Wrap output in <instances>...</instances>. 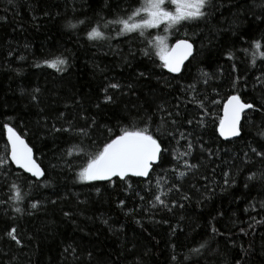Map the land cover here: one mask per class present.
<instances>
[{
	"label": "trees",
	"instance_id": "obj_1",
	"mask_svg": "<svg viewBox=\"0 0 264 264\" xmlns=\"http://www.w3.org/2000/svg\"><path fill=\"white\" fill-rule=\"evenodd\" d=\"M141 2L0 0V157L7 159L8 124L25 138L45 172L37 181L10 161L0 168V264H264V223H255L264 220V161L251 153V148L264 145L257 135L264 129V116L243 113L241 136L231 140L216 131L228 95L240 93L244 102L258 106L262 102L264 90L257 77L264 76V59L257 54L253 65L251 44L264 34V23L255 19L260 9L253 7L264 0H211L205 19L173 27L168 47L180 38L194 45L177 75L162 67L156 49L147 43L164 25L146 29L144 36L139 30L117 35L118 23L103 26L127 19ZM78 21L85 23L65 27ZM97 21L105 39L89 41L86 34ZM146 50L149 56L143 55ZM229 51L233 60L226 58ZM61 54L67 60L63 71L44 63ZM140 72L145 75L138 76ZM202 73L211 77L206 85ZM236 76L241 79L233 91ZM112 83L121 87L108 90L113 103L106 104L103 89ZM193 83L201 98L208 97L211 111L204 126L198 122L200 111L187 102L193 93L184 91ZM37 88L38 101H33ZM216 100L221 103L213 105ZM161 107L167 111H159ZM168 111L181 113L172 117L177 120V139L184 132L194 141L192 155L182 158L175 172L171 150L183 152L185 142L177 145L167 134L173 131L170 120L164 123ZM141 118L169 149L150 179H77L86 163L81 149L99 150L109 129L114 136L124 128L144 127ZM69 122L88 136L51 131L54 124L61 128ZM70 148L71 156L66 151ZM183 159L198 167L179 177L176 172L186 171ZM225 172L230 174L227 185ZM252 174L256 178L249 180ZM14 183L19 201L13 199ZM173 184L181 191L169 192ZM160 191L167 193L161 198L169 206L176 201L171 211L154 206L153 197ZM183 195L190 199L181 200ZM33 202L37 209L30 208ZM17 207L22 211L15 212ZM13 227L21 245L6 235ZM213 227L219 233L214 237ZM205 241L207 252L190 254Z\"/></svg>",
	"mask_w": 264,
	"mask_h": 264
},
{
	"label": "snow or ice",
	"instance_id": "obj_2",
	"mask_svg": "<svg viewBox=\"0 0 264 264\" xmlns=\"http://www.w3.org/2000/svg\"><path fill=\"white\" fill-rule=\"evenodd\" d=\"M9 3H12V0H9ZM174 7L175 11H169L168 5ZM211 4V0H143L140 7L131 13L127 17V19L117 20V21H109L106 22L103 26L108 27L109 23H118L122 25L120 31L117 35H123L125 33H132L134 31L139 30L140 35L144 36V32L146 29L158 27L160 25H166V31L168 28H173L176 25H179L182 21H190V20H201L205 19L207 13L205 9ZM253 7L260 9V15L255 16V19L260 20L264 23V3L255 4ZM3 19V17H0ZM85 21H78L77 23L68 22L65 27L69 29H76L78 25L84 24ZM87 39L89 41L93 40H102L105 39L104 33L100 30L99 21H97L96 26L91 27V29L87 32ZM164 37L156 36L153 41H147V43L151 44L153 48L156 49V55L159 56L162 61V67L166 68L170 73H180L181 65L184 63L189 56L192 55L193 43H189L187 39L178 40L171 49L165 43ZM243 39V37H242ZM264 34L260 37V39L254 40L251 44L253 49V65L256 63V56H259L264 59V51L261 49L264 48ZM247 51V50H246ZM143 55L149 56L150 51L146 50L143 52ZM226 58L229 60L234 59V55L231 51L226 53ZM22 59V57H21ZM45 64H48L51 67H56L58 71H63L64 67L67 64V60L63 58V54L58 57H55L53 60L44 61ZM39 67V65H37ZM232 71H237V66L233 64ZM145 75L144 72L138 73V76L143 77ZM205 77L204 84L208 83V80L211 78L207 73H202ZM240 76H236L232 80L233 91L238 87ZM257 82L261 84L262 90H264V76L257 77ZM196 83H199V78H197ZM196 83L190 84L187 88L184 89L185 92H191L193 95L188 99V103L194 104L196 109L200 111L199 124L200 126H204L205 120L208 118L210 114V109L207 106V96L201 98L199 94H197ZM121 85L118 83H112L103 89L104 95V103H113V97L108 95L109 89H120ZM129 88L132 85H128ZM40 90L37 88L33 91L31 99L33 101H38V93ZM261 103L259 106L256 102H244L242 100V96L240 93H235L227 96V100L223 102V115L219 116L218 125L216 127V131L219 135L225 139H229L232 137H240L243 125L241 124V114L251 112H260L262 116H264V96L261 97ZM221 103V101H212L213 105H217ZM99 107V105H97ZM159 111H167L164 108L158 109ZM63 113L60 114L63 117ZM180 117L181 113L176 111L172 113L170 111L167 112V119L164 121L165 124L170 120L171 126H173V131L168 132L167 134L175 140L177 145H180L182 141L185 142V147L183 152H179L177 154V149L173 148L171 150V154L173 159L176 161V165L172 169V171H176V168L179 167L180 160L184 157H189L192 155V150L194 148V141L189 138L190 134L179 132V139H177V120L172 119V117ZM145 117L147 121H151V117L147 116L145 113ZM86 119V118H85ZM141 122L145 123V126L142 128H136L134 130H129L124 128L120 131L118 135H111L112 130L109 129V137L107 142L103 144L99 150L95 152H85L81 149V155L85 158L86 163L83 164L79 168L77 172V179L80 181H100L107 180L111 181L114 177H118L121 181H127L129 176L134 177H143L149 178L150 174L155 171L156 167L161 166L164 163V155L169 152V149L164 146V141L161 140L157 135H155L149 126V123L145 122V118H141ZM189 125L193 123L191 119L187 121ZM93 124H95V120H93ZM264 124V121H262ZM8 136L7 140L10 145V152L7 154V159L4 157H0V168H3L9 161L12 164L18 166V168L22 169L26 173H30L32 177H35L37 181H39L42 177L45 176V172L40 168L38 164L35 163L32 156L30 155L31 149L24 144V141L15 133L14 129L10 127L8 124L4 125ZM51 131L57 133H76L82 137H87L88 132L85 129H79L78 132L74 128L71 122H69L67 127L56 128L55 124L52 126ZM157 132H160V127H157ZM257 135L264 139V129L259 130ZM76 147L75 145L73 148ZM258 148H251V153L256 157H259L262 161H264V145L259 146ZM201 151H204V145L200 144ZM67 154L71 156L72 149H67ZM212 153L209 151V156ZM247 156V153L245 154ZM183 167L186 171L176 172L179 177H183L187 174V172L197 169L196 164L190 163L187 159H183ZM225 176V185L228 184V177L230 174L228 172L224 173ZM255 174H252L248 177L249 180L255 179ZM235 181H233L234 183ZM161 184L160 178L157 179V187ZM12 189L15 191L16 195L13 197L16 201H19L22 197L20 195L19 189L17 185L14 183L11 185ZM131 187V185H129ZM99 192V189L96 190ZM169 192L175 191L180 192L181 189L173 184L169 189ZM162 195H167V193L161 192L156 194L153 197L154 206L155 204H159L162 208H167L169 211L173 207H176V201H172L171 206L165 202L164 199L161 198ZM143 199V197H141ZM181 200L190 199L187 195H183L180 197ZM55 203V201H53ZM120 205H124V201H120ZM181 208L184 206L182 203L179 205ZM264 207V205H262ZM31 209H37L38 203L33 202L30 204ZM15 212L19 213L22 211L21 208L17 207L14 209ZM68 216V213L64 214ZM106 223V222H105ZM139 223V221H137ZM255 223H264V220L255 221ZM253 224H249V228H252ZM175 232V229H173ZM241 232L247 234V230L243 227L241 228ZM218 230L213 227L212 228V236L218 235ZM6 235L10 238L11 241H14L16 245H21L22 241L18 238L17 228H11ZM211 239V238H210ZM209 247V242L205 241L201 243L198 247L191 249L190 254L199 255L202 252H207ZM188 257H186L187 259ZM173 260H176V257H172ZM236 264H241L240 261H237Z\"/></svg>",
	"mask_w": 264,
	"mask_h": 264
},
{
	"label": "water",
	"instance_id": "obj_3",
	"mask_svg": "<svg viewBox=\"0 0 264 264\" xmlns=\"http://www.w3.org/2000/svg\"><path fill=\"white\" fill-rule=\"evenodd\" d=\"M185 38H180V39H177V40H175L172 44H171V46L169 47V49H171L172 48V46H174L175 44H176V42L178 41V40H184ZM188 40V39H187ZM189 41V43H192L190 40H188ZM193 53H194V47H193V50H192V55H193ZM191 55V56H192ZM191 56H189L188 57V59H186L185 61H184V63L181 65V70H182V68H183V66H184V64L190 59V57ZM166 69V68H165ZM166 71L168 72V70L166 69ZM168 73H170V72H168ZM170 74H172V75H177V74H179V73H170ZM227 100V99H226ZM225 100V101H226ZM243 114V113H242ZM242 114H241V118H242ZM221 115H223V108H222V113H221ZM15 131V130H14ZM15 133L21 138V140H23L24 141V144H26L27 145V147L28 148H30L31 150H32V148L29 146V144L26 142V140H25V138L24 137H22L18 132H16L15 131ZM219 134V133H218ZM5 136H6V140H7V136H8V133H7V131H6V134H5ZM220 136V135H219ZM221 137V136H220ZM223 140H231V139H234V138H237V137H232V138H229V139H225V138H223V137H221ZM7 144H8V153L10 152V145H9V143H8V140H7ZM30 155L32 156V158H33V160L35 161V163L36 164H38L39 165V163L36 161V159L34 158V154H33V150L31 151V153H30ZM16 168H18V166L17 165H15V164H13ZM40 166V165H39ZM40 168H41V166H40ZM18 169H20V168H18ZM42 169V168H41ZM21 171H23L22 169H20ZM24 172V171H23ZM26 173V172H25ZM28 175H30L31 176V174L30 173H27ZM32 177V176H31ZM129 177H134V176H129ZM35 178V177H34ZM115 178H117V179H119L118 177H114L113 179H115ZM134 178H140V179H146V178H143V177H134ZM36 179V178H35ZM100 181H107V180H100Z\"/></svg>",
	"mask_w": 264,
	"mask_h": 264
},
{
	"label": "rangeland",
	"instance_id": "obj_4",
	"mask_svg": "<svg viewBox=\"0 0 264 264\" xmlns=\"http://www.w3.org/2000/svg\"><path fill=\"white\" fill-rule=\"evenodd\" d=\"M142 2H143V0H142ZM141 2V3H142ZM168 10L169 11H175V9H174V7L173 6H171L170 4L168 5ZM120 26V25H119ZM122 27V25L120 26V28ZM166 25H164V27L162 28V33H158L157 34V36H160V37H164V38H166L165 39V43H166V45L167 46H169V39H170V35H171V29L172 28H168L167 29V31L165 30L166 29ZM155 28V27H154ZM169 48V47H168ZM160 193H161V191H160Z\"/></svg>",
	"mask_w": 264,
	"mask_h": 264
}]
</instances>
